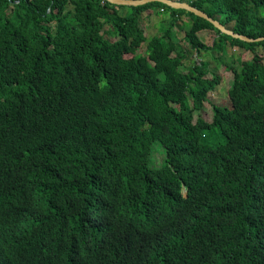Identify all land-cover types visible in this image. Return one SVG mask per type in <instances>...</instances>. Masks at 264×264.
I'll list each match as a JSON object with an SVG mask.
<instances>
[{"label": "trees", "instance_id": "obj_1", "mask_svg": "<svg viewBox=\"0 0 264 264\" xmlns=\"http://www.w3.org/2000/svg\"><path fill=\"white\" fill-rule=\"evenodd\" d=\"M179 1L264 36V0ZM180 30L245 52L212 76ZM0 264H264V41L158 1L0 0Z\"/></svg>", "mask_w": 264, "mask_h": 264}, {"label": "rangeland", "instance_id": "obj_2", "mask_svg": "<svg viewBox=\"0 0 264 264\" xmlns=\"http://www.w3.org/2000/svg\"><path fill=\"white\" fill-rule=\"evenodd\" d=\"M166 16V15H165ZM163 17H154L152 21V25L149 27V34L150 36L157 33L161 34L163 29L166 27V23H164ZM221 20H223V16H220ZM185 19V17H184ZM185 22H188L187 19H185ZM212 34H215L214 32H209ZM185 32L184 30H180L177 33L178 38H175V41L179 43V45L182 47V45L187 46V51L190 54L191 57L194 59L198 60V58H202L204 61H210V72L213 74L219 73L220 72V67L221 64L228 65L233 59L239 56L240 50L245 52V50L242 49H233L231 47L226 48V52L222 51H217L214 54L219 58V62L215 63L214 61L212 62V57L208 53H202L201 57L197 55L195 51L191 49L189 44L187 42H181L178 41V39L181 40L182 37H184ZM203 40L206 44L210 45V40L211 38L208 36V31L203 32ZM187 44V45H186ZM190 50L191 53H190ZM261 50V48L259 49ZM251 55V54H250ZM190 57V58H191ZM189 65V63H188ZM233 74L232 71H224L223 72V82L216 87V89L208 94V99L206 100L204 104V111L205 113L209 116H213V104H218V105H227L228 104V98H227V91L232 88L233 86ZM165 159H166V150L165 148L159 143L155 142L152 146V151L150 155V166L153 168H160L165 164Z\"/></svg>", "mask_w": 264, "mask_h": 264}, {"label": "water", "instance_id": "obj_3", "mask_svg": "<svg viewBox=\"0 0 264 264\" xmlns=\"http://www.w3.org/2000/svg\"><path fill=\"white\" fill-rule=\"evenodd\" d=\"M107 1L111 4L115 5H121V6H141L145 5L150 2L158 1L161 2L170 8L174 9H181V10H186L188 12L193 13L194 15L208 20L216 29H218L222 34L228 35L232 38L239 39L243 42L247 43H254V42H261L264 41V36L263 37H258V38H251L249 36L243 35L236 33L233 29L227 28L219 19L210 17L207 13L204 11L192 6L188 2L185 1H179V0H103Z\"/></svg>", "mask_w": 264, "mask_h": 264}]
</instances>
